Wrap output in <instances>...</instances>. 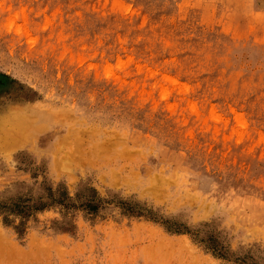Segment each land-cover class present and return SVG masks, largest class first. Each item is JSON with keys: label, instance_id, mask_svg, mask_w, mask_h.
<instances>
[{"label": "rangeland", "instance_id": "374dc122", "mask_svg": "<svg viewBox=\"0 0 264 264\" xmlns=\"http://www.w3.org/2000/svg\"><path fill=\"white\" fill-rule=\"evenodd\" d=\"M0 264H264V0H0Z\"/></svg>", "mask_w": 264, "mask_h": 264}, {"label": "bare ground", "instance_id": "6f19581e", "mask_svg": "<svg viewBox=\"0 0 264 264\" xmlns=\"http://www.w3.org/2000/svg\"><path fill=\"white\" fill-rule=\"evenodd\" d=\"M8 114V113H7Z\"/></svg>", "mask_w": 264, "mask_h": 264}]
</instances>
